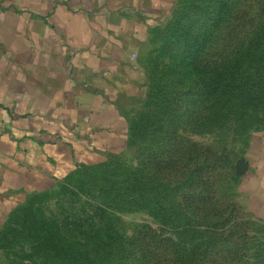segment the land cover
<instances>
[{"label": "trees", "instance_id": "trees-1", "mask_svg": "<svg viewBox=\"0 0 264 264\" xmlns=\"http://www.w3.org/2000/svg\"><path fill=\"white\" fill-rule=\"evenodd\" d=\"M240 2L178 0L162 28L154 30L147 57V77L156 57H169L158 70L160 89L151 82L144 100L148 105L161 95L160 123L141 115L129 124L127 147L140 140L154 143L144 154L147 160L138 167L127 166L120 156L85 164L56 187L29 195L0 230V248L10 264L239 262V240L246 232L236 206L214 207L208 191L210 172L227 160L194 144L177 160L165 157L177 150L184 106L192 107L189 115L203 126L218 127L246 114L255 115L264 130V0L251 24L237 26L223 50L212 54L219 36L235 24ZM90 188L96 197L85 195ZM51 197H66L69 208L59 216L48 214L40 204ZM122 202L146 210L160 231L141 223L125 236L115 219L106 217ZM19 246L22 255L10 251ZM254 256L249 264H264V253Z\"/></svg>", "mask_w": 264, "mask_h": 264}, {"label": "crops", "instance_id": "crops-1", "mask_svg": "<svg viewBox=\"0 0 264 264\" xmlns=\"http://www.w3.org/2000/svg\"><path fill=\"white\" fill-rule=\"evenodd\" d=\"M176 0H0V230L29 195L127 150L153 32ZM238 191L264 223V130Z\"/></svg>", "mask_w": 264, "mask_h": 264}, {"label": "rangeland", "instance_id": "rangeland-1", "mask_svg": "<svg viewBox=\"0 0 264 264\" xmlns=\"http://www.w3.org/2000/svg\"><path fill=\"white\" fill-rule=\"evenodd\" d=\"M178 0L175 2L177 6ZM262 7V0H241L238 6V12L235 18V24L224 31L212 47V54L216 55V52L220 53L226 46L228 40L231 39L232 30H238L237 26L241 29L242 26H249L251 20L258 14L259 9ZM166 23V22H165ZM164 23V24H165ZM163 24V25H164ZM162 25V26H163ZM162 26L160 28H162ZM214 55V56H215ZM169 57L160 58L156 57L154 64H149L148 77H147V89L151 82H154L155 91L159 90L157 86L158 82V70L168 62ZM163 69V68H162ZM147 94V92H146ZM146 94L144 100L146 98ZM161 95L156 94L154 99L149 102L148 105L143 101H139L133 109L131 119L139 116H154L157 124L160 123V101ZM190 106H184L181 110L180 116V128L178 131L177 150L173 153L166 155L165 160L179 158L180 153L186 154L189 152L187 149L190 144L198 145L204 149H208V152H213L218 155H223V161L227 160V165L219 166L216 170L210 172L209 181V197L214 207H224L231 202L236 206L235 214L239 216L241 226L245 228V235L239 240V249L242 254L238 263L235 264H249L255 260V254L264 253V223L254 218L245 208L242 203V196L238 191L240 183V174L246 170V152L249 146L250 136L253 132L261 130L259 124L255 123V115H244L237 119H231L228 122L216 127V126H203L200 125L197 118H192L189 115ZM194 109V108H193ZM203 106L198 105L199 114L203 113ZM184 111V113H183ZM260 127V128H259ZM259 128V129H257ZM150 141H137L136 144L129 145L127 150L118 157L127 166L138 167L141 166L147 158L144 154L147 149L152 147L154 143L150 144ZM176 164V162L174 163ZM173 164V165H174ZM235 167V168H233ZM85 195L97 196L94 194V189H89ZM84 197V196H83ZM64 199H58L56 197L48 198L41 202V207L48 213L53 215H61L66 209L69 208V201ZM131 204V205H129ZM132 203L122 202L119 207L109 210L106 213L107 218L115 219V222L119 230L127 237L133 234L135 227L141 223H148L154 228L159 230V224L154 220L152 216L146 210L133 209ZM238 210V211H237ZM27 246H25L26 251ZM11 252L22 255L21 246L11 248ZM0 264H10L7 253L4 249L0 248ZM53 264H61L55 261ZM218 264H227L226 261L220 260Z\"/></svg>", "mask_w": 264, "mask_h": 264}]
</instances>
